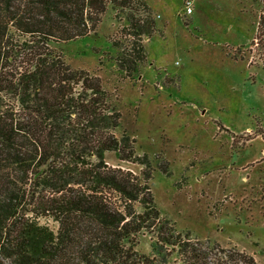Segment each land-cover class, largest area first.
<instances>
[{"label": "trees", "instance_id": "obj_1", "mask_svg": "<svg viewBox=\"0 0 264 264\" xmlns=\"http://www.w3.org/2000/svg\"><path fill=\"white\" fill-rule=\"evenodd\" d=\"M108 7L127 22L120 34L131 40L114 44V63L131 78L156 32L142 0H0V264H172L174 253L178 264H216L156 208L151 163L125 132L116 136L120 114L99 78L49 47L95 33ZM250 48L264 66V13ZM107 153L139 172L107 165ZM142 235L155 258L137 250Z\"/></svg>", "mask_w": 264, "mask_h": 264}, {"label": "rangeland", "instance_id": "obj_2", "mask_svg": "<svg viewBox=\"0 0 264 264\" xmlns=\"http://www.w3.org/2000/svg\"><path fill=\"white\" fill-rule=\"evenodd\" d=\"M142 1L156 32L142 41L146 61L131 78L114 63V44L131 38L110 7L95 33L49 47L99 78L120 114L116 136L125 132L148 157L154 203L176 231L199 240L216 264H232L224 250L233 248L264 264V66L249 53L264 4L189 0L187 16L185 0ZM105 162L140 170L114 153ZM137 250L155 258L147 235ZM168 261L178 264L175 253Z\"/></svg>", "mask_w": 264, "mask_h": 264}, {"label": "built area", "instance_id": "obj_3", "mask_svg": "<svg viewBox=\"0 0 264 264\" xmlns=\"http://www.w3.org/2000/svg\"><path fill=\"white\" fill-rule=\"evenodd\" d=\"M184 13L187 16L192 14V3L189 0L184 1Z\"/></svg>", "mask_w": 264, "mask_h": 264}]
</instances>
